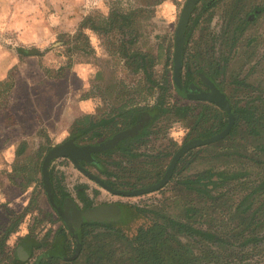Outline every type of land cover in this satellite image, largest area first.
<instances>
[{
    "label": "trees",
    "instance_id": "1",
    "mask_svg": "<svg viewBox=\"0 0 264 264\" xmlns=\"http://www.w3.org/2000/svg\"><path fill=\"white\" fill-rule=\"evenodd\" d=\"M218 7L223 8V28L215 36L209 34L204 37L206 29L203 24L212 21V11ZM263 15L264 0H202L189 20L183 49V88L195 80L200 81L201 75L210 78L228 97L234 123L222 140L191 150L178 160L163 189H169L173 202L180 208L179 217L168 212L170 205L153 209L122 205L125 210L121 220L123 226L121 222L85 224L77 231L81 240L77 255L76 242L69 234L74 240L70 251L64 228L57 230L56 241L46 249L29 233L21 239L19 246L30 257L33 256L31 264H264V91L256 93L254 86L248 84L247 79L253 75V70L240 78V72L233 68L240 56L239 49L249 48L256 40V37L246 39L245 32ZM137 16L136 12L114 11L102 20V24H93L90 29L96 34L107 35L114 31L119 34V56L134 74L143 75L148 94L157 93L155 104L122 110L120 115L108 120L85 119L87 124L82 125L79 121L70 138L76 144L78 141L97 143L99 138L107 136H104L106 133L114 131L118 125L117 118L122 119V126L117 128L120 131L136 125L146 114L150 115L149 120L136 140L152 134V129L162 120L188 123L184 144L221 132L228 122L221 109L212 104L187 100L175 91L172 58L170 76L165 74L161 85L154 79L155 58L136 47L138 33L134 19ZM91 21L92 18L85 17L81 30ZM196 31L198 37L195 39ZM81 35L82 31L76 39ZM20 54L25 57L41 55L36 50H25ZM171 89L186 102H166ZM125 142L114 151L125 157H139L130 154ZM24 150V144L20 145L16 157L21 158ZM177 150H166L155 157L171 161ZM170 161L161 174H156V180L150 186L160 181ZM26 167L23 164L17 167V177L26 181L25 187L39 185L45 195L42 182ZM102 167V173L110 176L111 173ZM38 172L41 174V167ZM49 178L58 201L69 196L51 169ZM10 181L17 185L16 181ZM76 194L85 208L91 206L84 187L77 188ZM166 200L171 201V198L167 196ZM45 216L50 223L53 222L50 214ZM12 217L0 236V264H27L16 257L15 252L6 251L7 239L15 232L23 215ZM127 217L144 221L130 236ZM57 220L60 221L59 218ZM40 222H33L31 233L38 229ZM51 231L49 228L44 238H48ZM37 251L40 252L35 256Z\"/></svg>",
    "mask_w": 264,
    "mask_h": 264
},
{
    "label": "rangeland",
    "instance_id": "2",
    "mask_svg": "<svg viewBox=\"0 0 264 264\" xmlns=\"http://www.w3.org/2000/svg\"><path fill=\"white\" fill-rule=\"evenodd\" d=\"M185 1L0 0V236L11 223L12 216L23 215L15 232L7 239V252L13 251L16 255L21 239L29 233L33 234L45 249L49 248L56 241L57 230H62L61 228L65 230L64 235L70 243V251L75 242L64 225L57 220L41 187H25L26 181L17 177V167L21 164L27 166L30 174H34L41 182L38 168L41 167L45 154L51 147L71 139L77 122L82 121V125L87 124L85 119L108 120L120 115L122 110L133 107L147 108L155 104L157 93L148 94L143 75L134 74L119 56V34L115 31L107 35L96 34L90 27L93 24H102V20L114 11L136 12V47L155 58L153 77L161 85L165 74L170 76L169 64L173 54L174 33ZM76 6L80 9L78 14L87 12L86 17L92 18L83 30L80 25L84 17L79 18L80 22L76 27L70 21L77 12ZM222 10V7L215 8L212 11V21L203 24L206 29L204 37L209 34L215 36L223 28ZM47 23H56L58 28L51 32ZM19 30L27 31L29 44L40 43L38 47L43 48L38 51L40 56L23 58L20 53L21 58L18 59L10 56L8 50L12 46L25 43L16 38ZM80 31L82 35L76 39ZM11 37L14 40H11ZM197 37L198 31L193 38ZM253 37H256V40L249 48L239 49L240 56L233 68L240 72V78L253 70V75L248 77L247 82L254 86L256 93H260L264 91V15L245 32L246 39ZM28 50L35 49L28 47ZM77 66L82 67L78 76L74 71ZM256 93L253 92V96ZM176 101L186 102L171 89L166 95V102L172 104ZM75 114V119H71ZM121 122V117L117 118V127H114L112 133H106L104 136L117 132L120 129L118 127L122 126ZM187 128L188 123L162 120L148 137L124 143L130 154L139 157H125L118 151H112L99 157L107 172L111 173L110 176L99 174L93 167L87 170L90 174L113 183L119 190L148 187L155 182L156 174H161L170 161L168 158L155 156L165 153L166 150H177L184 145ZM78 143L86 145L81 141ZM22 144L25 150L22 157L18 158L16 152ZM50 169L74 199L77 188L84 187L91 200V206L121 202L125 206L153 209L170 205L168 212L179 217L180 208L173 202L174 198L169 194L168 188L163 187L157 192L141 196L122 198L103 190L74 168L67 159L55 160ZM10 180L16 181L17 185L12 184ZM167 196L171 201L166 200ZM22 199L23 205L13 204ZM47 213L51 215L52 223L48 217H44ZM35 220L41 222L38 229L35 228L31 233ZM127 222L129 236L138 226L144 224L143 220L129 217ZM121 224L123 226L122 222ZM49 228L52 231L48 238H44ZM39 252H35V256ZM5 261L8 262L6 258ZM32 261L33 256H29L24 262L31 264Z\"/></svg>",
    "mask_w": 264,
    "mask_h": 264
},
{
    "label": "water",
    "instance_id": "3",
    "mask_svg": "<svg viewBox=\"0 0 264 264\" xmlns=\"http://www.w3.org/2000/svg\"><path fill=\"white\" fill-rule=\"evenodd\" d=\"M201 1L202 0H186L179 15L178 23L174 33L172 54L173 87L177 94H179L183 98H186L187 100L212 104L221 109L227 115V125L221 132L215 134L212 137L206 139L191 140L182 145L172 157L169 166L167 167L164 175L158 183L149 187L139 188L135 190H119L110 187L97 176L87 172L83 167H81L79 163L80 161H85L91 164L96 163V160L91 156L92 153H98L112 149L119 143V141L134 136L142 129L145 120L149 119L150 115L146 114L145 119H143L142 122L138 123L133 128L123 131L115 135L108 141L96 146L78 145L74 142L73 139H69L62 144L51 147L45 154L41 164V182L47 202L51 207L53 213L56 215V217L59 218L61 223L66 228L67 232L72 238H74L76 242L75 255L78 254L81 244V240L77 235V231H79L83 225L117 223L123 218L124 211L117 205H102L82 210L81 207L70 196L66 197L64 203L62 204V206H60L53 193L49 178L50 165L55 160H69L73 164V166L77 168V170H79L91 181L95 182L102 189L106 190L114 196L122 198L141 196L161 190L170 180L178 160L183 155L191 150L208 146L222 140L229 134L233 126L234 117L229 99L214 81L204 75H201L200 83L207 90H201L194 83L188 86L187 91H185L183 88L182 65L183 49L186 43L185 32L194 9L200 4ZM97 167L100 171L103 170V167L101 165L98 164ZM16 255L23 261L29 258V253L27 251L25 252L22 247L17 250Z\"/></svg>",
    "mask_w": 264,
    "mask_h": 264
},
{
    "label": "flooded vegetation",
    "instance_id": "4",
    "mask_svg": "<svg viewBox=\"0 0 264 264\" xmlns=\"http://www.w3.org/2000/svg\"><path fill=\"white\" fill-rule=\"evenodd\" d=\"M192 83H194L195 85H197V87L198 88H200L201 90H207L201 83H200V81H197V80H195V81H193ZM191 83V84H192ZM191 84H189V85H191ZM188 85V86H189ZM188 86L186 87V88H184V90L185 91H187V89H188ZM143 119H145V115L144 116H142L141 118H140V120L137 122V124L138 123H140V122H142L143 121ZM149 119H146L145 120V122H144V124L148 121ZM136 124V125H137ZM136 125H134V126H136ZM134 126H132L131 128H133ZM131 128H127V129H124V130H120V131H117V132H115L114 134H112V135H109V136H107L106 138H104L103 140H99V141H97V143H90V144H86V145H83V146H87V145H89V146H96V145H99V144H101V143H104V142H106V141H108L109 139H111V138H113L115 135H117V134H119V133H121V132H123V131H126V130H129V129H131ZM140 132V131H139ZM139 132L137 133V134H135L134 136H132V137H129V138H126V139H124V140H122V141H119V143L117 144V145H115L112 149H109V150H106V151H102V152H98V153H92L91 154V156L96 160V163H93V164H91V163H87V162H85V161H80V165H81V167H83L87 172H89L88 170H87V168H89V167H93L99 174H103L102 173V171H100L99 169H98V167H97V165L99 164V165H101V166H103L102 165V162L100 161V156H102V155H104V154H107V153H109V152H112V151H114L122 142H124V141H129V140H136V136L139 134ZM78 145H82V144H78ZM69 161V160H68ZM70 162V161H69ZM71 163V162H70ZM72 164V163H71ZM73 165V164H72ZM74 168H75V166H74ZM77 169V168H76ZM79 171V170H78ZM90 173V172H89ZM84 175V174H83ZM85 176V175H84ZM102 180V179H101ZM107 185H109L105 180H103ZM110 187H113V188H115L114 186H111V185H109ZM104 190V189H103ZM106 191V190H105ZM109 193V192H108ZM114 196V195H113ZM80 207H81V209L82 210H85V209H89V208H93L94 206H90V207H88V208H85L80 202H78V199H77V194L75 195V199L72 197V196H70ZM65 199H66V197L64 198V199H62V200H59L58 201V199H56L57 200V202H58V204L60 205V206H62V204L64 203V201H65ZM105 205H117L119 208H121L122 210H123V208H122V204H121V202H112V203H107V204H105ZM83 206V207H82ZM124 212H125V210H123ZM55 215V214H54ZM56 216V215H55ZM58 218V217H57ZM59 222H61V221H59ZM117 223H120V221L119 222H117ZM110 224H113V223H110ZM102 225H109V224H102Z\"/></svg>",
    "mask_w": 264,
    "mask_h": 264
},
{
    "label": "crops",
    "instance_id": "5",
    "mask_svg": "<svg viewBox=\"0 0 264 264\" xmlns=\"http://www.w3.org/2000/svg\"><path fill=\"white\" fill-rule=\"evenodd\" d=\"M89 8L90 9H94V7H90L89 6ZM86 9H88V6H86ZM76 10H77V12L74 14L75 16L73 17V18H71L70 19V21L72 22V23H74V24H72V25H74L75 27L78 25V23L80 22L79 21V18H81V17H86V15L88 14L87 12L85 13V14H83V15H81V14H78V12H79V8L76 6ZM53 20H55V18L53 19ZM45 25H46V23L44 22V27H45ZM47 26L50 28V30H51V32H54V31H56V29L58 28V26H57V24L55 23V24H51V23H47ZM52 36V35H51ZM29 36H28V34H27V31L26 30H19V33L16 35V38H19V39H22L25 43L24 44H18L19 46H12L11 48H10V50H8L9 52H10V56L11 57H13V56H15V57H17V59L18 58H21V55L19 54V51H20V53L21 52H23V51H25V50H28V47H34V49L35 50H37V51H40L39 49H43V48H39L38 47V45H40V43H37V42H35V43H33V44H29V42H30V40H29V38H28ZM13 39V37H11V40ZM8 40H10V39H8ZM14 40V39H13ZM42 45H44V43L42 44ZM46 47V46H45ZM23 56V55H22ZM23 58H30V57H23ZM75 73H76V75L78 74L79 75V71H82V67H80V66H77V67H75ZM77 75V76H78ZM78 115V114H77ZM73 117V118H72ZM75 117H76V114L75 115H73V116H71V119H75ZM1 138H4V136H1ZM78 202H79V200H78ZM14 205H17V206H20V205H23L24 204V202H23V199L20 201V202H16V203H13ZM9 207H10V205H9ZM20 248V246L18 247V249ZM25 251V250H24ZM26 252V251H25Z\"/></svg>",
    "mask_w": 264,
    "mask_h": 264
}]
</instances>
